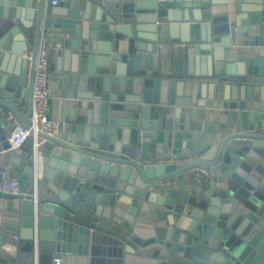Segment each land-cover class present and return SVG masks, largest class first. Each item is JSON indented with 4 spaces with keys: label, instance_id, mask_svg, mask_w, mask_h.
<instances>
[{
    "label": "water",
    "instance_id": "water-1",
    "mask_svg": "<svg viewBox=\"0 0 264 264\" xmlns=\"http://www.w3.org/2000/svg\"><path fill=\"white\" fill-rule=\"evenodd\" d=\"M229 1L0 0V107L28 127L43 36L73 104L63 132L7 157L33 187L0 190V264L11 244L22 264H264V0L215 25ZM194 167L215 173L210 197L161 184Z\"/></svg>",
    "mask_w": 264,
    "mask_h": 264
},
{
    "label": "crops",
    "instance_id": "crops-1",
    "mask_svg": "<svg viewBox=\"0 0 264 264\" xmlns=\"http://www.w3.org/2000/svg\"><path fill=\"white\" fill-rule=\"evenodd\" d=\"M233 10V1L230 0L228 4H221V5H212L210 7V14H211V21L215 24V25H222L223 23H225L226 21L228 22L227 19L230 18V14ZM206 10L202 9V12H205ZM210 21V22H211ZM29 32L32 34L33 31L29 30ZM240 39L242 38V40L239 42L240 46L243 47V50H247V43L246 37H243V35L239 36ZM121 41H125L129 43V39L126 37H120ZM244 41V42H243ZM165 44L161 43L158 41V48L159 50L164 49ZM238 48L239 45L236 43L235 45L232 46V48ZM55 46L54 45H50V43H48V47H47V58H48V83H47V87H48V104H47V115L49 118L54 119L59 121L60 126L58 129V132L56 134H59L61 132L64 131L66 125L71 121L72 119V101L69 99V97L67 96V91L64 88L63 85V77L65 75V73H63V71H58L57 68V62L55 61V54L53 52ZM238 50V49H237ZM32 51V46L29 50H27L24 54L29 53ZM23 54V57L25 58ZM25 103V100L23 101ZM19 111L21 113H26V105L25 104H21L20 107L18 108ZM8 110L4 107H0V134L4 135L5 132H11L12 130V123L11 121H9L7 119V115H8ZM26 142V141H25ZM0 149H2L0 147ZM27 149V147L25 146V143L23 145H21L17 150L18 151H23ZM185 150H182V155L180 153H178L177 156L179 157H183V155H186V152H184ZM11 154V153H10ZM7 154L3 157H0V174L3 170H5L8 174L9 177H13L16 178L19 183H20V188H19V193L22 190H25L27 192H29L30 190H32L33 187V183L30 180V177L25 176L23 174H21L20 172H15V170L13 169V165L8 159V155ZM173 154H171V152L169 153V155H165L163 156V158L169 157ZM188 160V163L193 161L192 157H186ZM21 159V158H20ZM19 159V160H20ZM185 174V173H184ZM184 174L182 175H178L176 177H174L175 180L178 181L177 186L182 185L184 190H189L190 191V195L192 196V194L196 193L198 197H205L208 198L211 196L212 191L216 188H219L221 185L217 184L216 181H214L215 178V173H211L208 174L206 179V185L204 188L200 187L201 185L198 183L200 181H192V182H186L184 180ZM203 180V179H202ZM182 183V184H181ZM0 184H1V178H0ZM174 187V188H175ZM18 228L16 230V232L12 235H10V238L15 241V243H20L21 239L23 238V236L27 235V231L28 229H31L32 227L26 224H21L20 218L22 217V214L19 213L18 216ZM24 217V216H23ZM45 219L42 222V226L40 227H36L39 235H42V242L44 243H48L49 240H46V238L51 235V233L56 234V217L51 215V214H45ZM13 250H14V258L16 260L15 264H22L19 262V249L15 248V245L11 244ZM55 258H59L60 259V255L59 254H54L51 257V262L53 264V261Z\"/></svg>",
    "mask_w": 264,
    "mask_h": 264
},
{
    "label": "built area",
    "instance_id": "built-area-1",
    "mask_svg": "<svg viewBox=\"0 0 264 264\" xmlns=\"http://www.w3.org/2000/svg\"><path fill=\"white\" fill-rule=\"evenodd\" d=\"M65 0H50L52 6H57ZM48 41L45 36L41 37L39 49L36 57L35 76L32 89V109L28 119V127L18 121L12 113H8L7 119L12 123V131L8 138V147L0 149V157H3L14 150L18 149L25 143L28 138L33 139V148H37L43 139H40L38 134L44 133L47 135H55L58 132L60 123L57 120L51 119L47 115L48 104V58H47ZM25 59L32 63V51L24 54ZM29 77V74H28ZM160 163L179 164L181 159L177 155H171L159 160ZM208 172L203 167H194L184 174L186 182L201 181L206 178ZM1 184L0 190L7 191L12 194L19 193L20 183L16 178L9 177V174L3 170L0 174ZM161 184L166 186H176L178 181L174 178L163 181ZM53 264H60V259L55 258Z\"/></svg>",
    "mask_w": 264,
    "mask_h": 264
}]
</instances>
